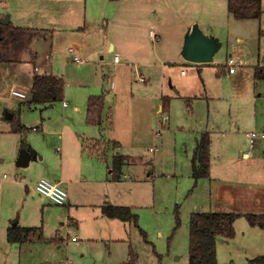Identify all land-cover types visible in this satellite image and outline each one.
I'll return each mask as SVG.
<instances>
[{
    "label": "crops",
    "instance_id": "crops-1",
    "mask_svg": "<svg viewBox=\"0 0 264 264\" xmlns=\"http://www.w3.org/2000/svg\"><path fill=\"white\" fill-rule=\"evenodd\" d=\"M2 1L5 5L0 0V18L8 13L12 24L34 30L28 47L16 60H0V71L11 69L10 87L18 85L27 91L26 98H13L27 99L29 105L41 108L62 104L63 112L58 115L60 121L54 119L57 123L55 131H48L47 124L43 125L42 121L38 125L27 124L21 110L18 113L13 110L7 115L9 122L0 129V173L9 168L15 176L7 181L3 176L0 178V234L5 231L7 237L8 228L13 224L34 227L27 240L14 243L20 245L21 256L23 254L35 264H125L131 249L137 256L138 264V246L134 240L137 233L142 235L139 228L133 220L108 216L103 206L130 207L138 214V223L147 233L143 217L155 207L160 185L162 187L163 180H166V176L155 168V163L161 158L156 155L165 145V135L175 132L176 150L182 140L191 141V134H187L180 135L177 143L178 132H196L190 125L173 130L171 117L164 115L170 112L172 98H186L188 113H193L190 102L196 95L183 96L180 91L175 95L168 94L166 84L170 80L171 87H174L170 78L174 74L172 67L181 68L182 76H188L201 74L202 65L214 61H189L182 51L185 36L194 23L203 31L206 27L210 28V24H221L219 15L214 11L217 7H208L213 12L212 16L199 18L196 15V19L182 22L179 20L180 11H185L186 6H189V11L192 5H180L169 0ZM228 1L227 22L230 23L235 17L228 8ZM199 6L204 5H196V8ZM254 18L237 20L249 22ZM169 30L173 32L170 39L164 36L171 34ZM262 34L264 29H261ZM237 41L243 42V36H238ZM60 47H64L67 54L63 71L56 69V60L53 59ZM70 47H74L75 51H70ZM1 50L6 51L5 47ZM75 54L85 61L75 62ZM261 54L257 59L253 56L240 60L241 70L245 73L249 70L255 85L264 80L255 78L256 67L264 66ZM116 55H119V60H116ZM236 55L240 53H231L229 57L236 58ZM89 57L95 59L94 63H90ZM227 60L223 71L229 72ZM184 68L186 73L182 72ZM241 70L236 68L235 72L229 73L239 71L242 75ZM44 74H54L62 79V99L32 102L34 77ZM92 95L104 96L103 111L94 123L87 118ZM261 95L258 94V99ZM165 98L170 99L167 106L164 105ZM120 105L125 106L124 110L120 109ZM156 116L161 119V127L154 129ZM233 121L235 127L240 126L239 121ZM261 129L264 131V126ZM205 131L211 133L212 140L210 175L198 180L195 189L205 188V192L191 204V214L196 211L241 214L234 222L236 234L233 238L222 234L217 236V258L218 264H247L250 258L255 257L248 254L247 248L255 246L256 249H264L262 228L245 225L243 230L252 232L253 238L249 235L245 237L238 229L239 222L244 218L247 220L246 214L264 212V177L254 180V176H245L257 172L262 174L264 157L258 147L264 145V140H257L251 150L242 152L245 161L253 159L255 162L238 164L237 156L227 155L231 149L230 140L222 139L216 149L219 150L216 153L219 163L215 164L212 160L215 151L213 130L202 129L199 136L195 135L191 144L192 155L188 156L194 183L192 156L198 139ZM38 132L44 136L39 143H35L28 135ZM151 137L154 140L152 145L147 144L152 141ZM49 144L55 146L57 152H52ZM23 150L30 155L27 165L18 164ZM246 153L249 155L246 156ZM116 155L124 157L118 179L114 178L113 172ZM217 164L225 171H236V176L215 174ZM41 177L59 182L66 188L68 198L65 204H55L36 192L35 185ZM12 196L11 201L16 200L19 207L13 214L8 206V215L17 213V217H4L5 205ZM71 233H78V240H73ZM158 233L162 236L163 231L158 230ZM235 242L244 249L241 262L231 258ZM158 254L156 252L157 257ZM255 254L262 255L264 251ZM160 255L159 264H163V255ZM175 257L179 259L181 256Z\"/></svg>",
    "mask_w": 264,
    "mask_h": 264
},
{
    "label": "rangeland",
    "instance_id": "rangeland-1",
    "mask_svg": "<svg viewBox=\"0 0 264 264\" xmlns=\"http://www.w3.org/2000/svg\"><path fill=\"white\" fill-rule=\"evenodd\" d=\"M169 1H173L174 3L178 2L180 5H192L189 11H187L189 6H186L185 11H180L179 20L182 22H188L193 18L196 19V15L199 18L207 15L212 16L213 12L208 10V7H217V10L215 9L214 11L219 15L221 24H210V28L206 27L204 32L209 36L216 35L222 42V46L216 53L212 63L202 65L203 70L201 74L195 73L182 76L181 68L172 67L174 74L172 75L173 78H170L174 87H171L169 80L166 84L167 93L175 95L180 91L183 96L196 95V97H192L190 102L193 113H188V102L186 98H172L169 108L170 112H166L164 115L168 114L171 117L170 124L173 130H176L178 126L190 125L196 129V132H178L177 143L181 138L180 135L191 134V141L189 139L182 140L176 150L174 142L175 132L165 135L164 148L156 155L157 158L161 157L159 161L155 163L156 171L158 173H163V175L166 176V180H163L162 187L160 185L155 207L149 209L147 215L143 217V222L146 225L145 229L148 233L147 238L152 242L145 241L143 235H139V233H137V239L134 240L138 246V264H159V256H156V252L163 255V264H189V221L192 211L191 207L194 201L203 195L202 193L205 190V188L198 190L195 189L196 186H193L194 179L191 175V164L188 156L192 155L191 144L195 139V135L199 136V131L204 128L213 130V147H215V151L212 154L214 157L212 160L215 164L217 162L219 163V158L216 157V153L219 150L216 149L221 145L222 139L226 138L231 142V149L227 152V155L237 156L239 158L238 161L236 160L238 164H244L246 161L255 162L253 159L245 161L242 157L243 151L251 150L250 141L248 136L246 137V133L253 130L261 132V127L264 126V80L255 85L253 75L249 73V70H247L246 73L241 70L243 66L240 62L242 58H246L247 60L253 56L257 59L260 52L262 53V59H264V34L261 35V29H264V15L263 17L251 19L249 22L232 18V21L229 23V21L227 22L228 10L226 0ZM4 3L1 0V4L5 5ZM196 5L204 6L196 8ZM260 19L261 23L259 22ZM169 31L171 34H166L164 36H168L170 39V37L173 36V32H171V30ZM238 36H243L244 41L238 43ZM63 48L60 47L58 52H55L53 56V59L55 58L56 60V69L60 71L65 69L67 57ZM237 51L240 53V55H236L237 59L234 56L232 57L236 59L237 70H241L242 75L238 73L239 71L235 74L223 71V66L229 55L231 53L237 54ZM88 60L90 63H94L93 61H95L93 57H89ZM9 71H11V69H3L0 71V117L2 116V120L0 119V129L3 128L2 125H6L9 122L6 118L7 115L11 114L13 110L17 113L21 110L27 124L33 126L38 125L42 121L43 125L44 123L45 125L47 124L48 131H55V128H57L56 120H59L58 115L63 112L61 108L62 104L52 108H45L44 106L41 108V106L29 105L27 99L20 100L13 98L9 94ZM260 93L262 95L258 99V94ZM124 108V105H120L121 110H124ZM257 112L258 120L256 121ZM160 120L159 116L155 117L154 129L161 127ZM233 120L239 121L240 126L235 127ZM28 136L31 137L35 143H39L44 135L38 132L30 133ZM151 139L152 141H149L147 144H154L152 137ZM49 148L52 152H57L55 146L53 147L52 144H49ZM237 148H239V150ZM258 148L261 149L264 157V145H260ZM186 149H188V152H186ZM262 162L264 165L263 160ZM147 164L151 166L152 163ZM5 172L7 174L4 175ZM241 172L244 171H240V173ZM217 173L236 176V171H225V169L221 168L218 164L215 174ZM2 176L3 179L7 181L15 175L12 170L6 168L1 171L0 178ZM245 176H247V178H252V176H254V180L258 178L261 179V177H264V170L262 174L257 172L256 174H247ZM12 199L13 196L5 205L6 210L4 209L3 211L4 217H17V213L15 215H8V211L11 210L14 214L19 207V203H16V200L11 201ZM177 213H179L181 220L179 225H177ZM260 214H264V212ZM245 225L250 226V223L248 219L246 220L244 218V220L240 221L238 224L240 234H243L245 237L249 235L253 238L252 232L243 230ZM259 229H261V227ZM158 230L163 231L162 236L158 233ZM262 231H264L263 228ZM73 236H78L79 238L80 235L78 233H71L70 237L72 238ZM238 244L235 242L231 251L233 254L231 258L236 262H241L240 260L243 258L242 252L244 249ZM246 250L249 252L248 254L253 256H256L255 253L261 250L262 252L264 251V249H256L255 246L249 249L247 248ZM176 255H180L181 257L176 259ZM20 256V245L17 243H10L7 240L5 231H3L2 234H0V264H35L26 259L23 254L20 260ZM229 260L230 259H228L227 262Z\"/></svg>",
    "mask_w": 264,
    "mask_h": 264
},
{
    "label": "trees",
    "instance_id": "trees-1",
    "mask_svg": "<svg viewBox=\"0 0 264 264\" xmlns=\"http://www.w3.org/2000/svg\"><path fill=\"white\" fill-rule=\"evenodd\" d=\"M228 8L236 19L261 17L263 13L262 0H229ZM34 36V30L26 27L16 26L9 22L0 26V60H16L28 47ZM5 47L6 51L1 50ZM255 78L264 79V66H257ZM64 83L62 79L54 74L36 75L32 85V102H50L63 98ZM170 99H164V105H169ZM104 108V96H90L88 109V121L94 123ZM211 133L205 131L197 141V146L192 156V168L195 178L194 187L198 180L209 177L211 165ZM124 157L114 156L113 172L114 178L118 179L122 173ZM193 190V189H192ZM104 212L111 217H119L125 220H133L145 241L149 242L147 233L138 223L139 216L128 206L105 204ZM239 213L196 211L191 214L189 229V264H218L217 258V236L222 234L233 238L236 234L234 222L240 217ZM251 225H258L264 229V214L248 213L245 215ZM181 223L177 213V225ZM35 230L34 227L13 224L8 228L7 238L9 242H23ZM161 259V255L158 254ZM137 256L133 249L130 250V258L125 264H136ZM247 264H264V254L252 257Z\"/></svg>",
    "mask_w": 264,
    "mask_h": 264
},
{
    "label": "built area",
    "instance_id": "built-area-1",
    "mask_svg": "<svg viewBox=\"0 0 264 264\" xmlns=\"http://www.w3.org/2000/svg\"><path fill=\"white\" fill-rule=\"evenodd\" d=\"M151 34L153 35L152 31H151ZM69 49L72 52L75 51L74 47H70ZM115 58L116 60H119V55H116ZM74 61L77 63H81V62H84L85 59L75 54ZM227 65L229 66L230 73L235 72L237 68V62L234 57L228 58ZM182 72L186 73L187 69L184 68ZM140 79L143 80V78H140ZM9 94L12 97H17L21 99H24L27 97V91L19 87L18 85H12L10 87ZM247 136L249 138L251 148H253L257 140L258 141L264 140V131H261V132H258L256 130L249 131L247 132ZM153 149L154 148H151V150ZM247 155H249V153H246V156ZM35 189L39 194L48 197L55 204H59V205L65 204L68 198V191L63 185H61L59 182L52 181L51 179L46 178V177H41L37 181L35 185ZM72 239L78 240V236H73ZM67 264H71V263H67Z\"/></svg>",
    "mask_w": 264,
    "mask_h": 264
},
{
    "label": "water",
    "instance_id": "water-1",
    "mask_svg": "<svg viewBox=\"0 0 264 264\" xmlns=\"http://www.w3.org/2000/svg\"><path fill=\"white\" fill-rule=\"evenodd\" d=\"M9 21L10 16L7 13L4 17L0 18V26L9 23ZM220 46L221 42L217 37L205 34L198 24H193L191 30L185 36L182 53L186 60L207 63L214 60V56L220 49ZM23 159H25L24 162L22 161ZM29 159L30 155L23 150L18 164L27 165Z\"/></svg>",
    "mask_w": 264,
    "mask_h": 264
}]
</instances>
